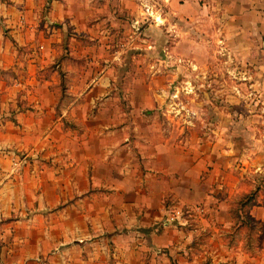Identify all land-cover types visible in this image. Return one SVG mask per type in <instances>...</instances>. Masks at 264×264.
<instances>
[{
  "label": "clouds",
  "instance_id": "9594fccd",
  "mask_svg": "<svg viewBox=\"0 0 264 264\" xmlns=\"http://www.w3.org/2000/svg\"><path fill=\"white\" fill-rule=\"evenodd\" d=\"M0 264H264V0H0Z\"/></svg>",
  "mask_w": 264,
  "mask_h": 264
}]
</instances>
